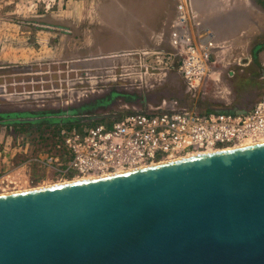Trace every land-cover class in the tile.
<instances>
[{
	"label": "rangeland",
	"instance_id": "obj_1",
	"mask_svg": "<svg viewBox=\"0 0 264 264\" xmlns=\"http://www.w3.org/2000/svg\"><path fill=\"white\" fill-rule=\"evenodd\" d=\"M178 1L0 0V193L74 179L66 171L68 154L56 139L70 120L20 128L13 122L26 117L15 112L61 111L47 120L82 115L85 104L111 89L120 91L104 108L107 118L84 117L67 127L83 131L97 123L109 125L114 115L134 108L219 110L230 108L234 92L252 98L261 94L264 33L248 24L258 23L264 0H186L204 25L214 30L213 21L220 31L219 37L214 30L221 47L215 68L221 76L212 73L196 88L179 74L177 60L167 59ZM225 13L230 14L227 24ZM228 69H242L243 76L229 80ZM226 79L233 83L230 90L221 89ZM127 93L137 96L126 101Z\"/></svg>",
	"mask_w": 264,
	"mask_h": 264
},
{
	"label": "water",
	"instance_id": "obj_2",
	"mask_svg": "<svg viewBox=\"0 0 264 264\" xmlns=\"http://www.w3.org/2000/svg\"><path fill=\"white\" fill-rule=\"evenodd\" d=\"M0 264H264V142L0 193Z\"/></svg>",
	"mask_w": 264,
	"mask_h": 264
},
{
	"label": "built area",
	"instance_id": "obj_3",
	"mask_svg": "<svg viewBox=\"0 0 264 264\" xmlns=\"http://www.w3.org/2000/svg\"><path fill=\"white\" fill-rule=\"evenodd\" d=\"M167 59L177 60V70L189 88L220 70L216 33L188 8L186 0L175 6ZM174 56V58H172ZM177 57V58H175ZM233 70L228 69L231 76ZM57 141L68 154L66 171L74 178L132 169L187 155L264 141V94L242 112H196L161 106L153 111L133 109L83 131L60 127Z\"/></svg>",
	"mask_w": 264,
	"mask_h": 264
},
{
	"label": "trees",
	"instance_id": "obj_4",
	"mask_svg": "<svg viewBox=\"0 0 264 264\" xmlns=\"http://www.w3.org/2000/svg\"><path fill=\"white\" fill-rule=\"evenodd\" d=\"M119 96L122 95L120 91L115 90V89H111L110 92H108L106 95L96 98L94 99L91 103L85 104L84 106H82L81 108H86V112L92 111L91 109H93L94 107H100V106H106L109 105L111 103V101L113 100L114 96ZM126 96V101H130L133 100L134 98H136L137 95L135 94H123ZM70 110H76L75 108H71ZM199 112L201 113H206V112H210V111H214V112H231V110L229 109H219V110H215V109H211V108H205V109H198ZM60 110H41V111H20V112H15L13 114L18 115V116H23V117H33V119L31 120H16L13 122V125L16 127H20L21 126H25V127H35L36 129H40L42 127H51L52 126V122L47 120V117L50 115H57L60 114ZM129 111H124V113H122L121 115L125 114V113H129ZM69 114H73L76 115L75 113H69ZM53 121H56L55 118L52 117ZM58 124V123H56ZM62 126L65 127H72L74 126V124L69 123H63Z\"/></svg>",
	"mask_w": 264,
	"mask_h": 264
},
{
	"label": "crops",
	"instance_id": "obj_5",
	"mask_svg": "<svg viewBox=\"0 0 264 264\" xmlns=\"http://www.w3.org/2000/svg\"><path fill=\"white\" fill-rule=\"evenodd\" d=\"M259 14H258V17H259V21L258 23L256 21H254L253 25L248 24V26L250 28H259L262 33H264V9H262V11H257ZM230 13H233L231 10H230ZM229 15L228 13H225L223 17H225V23H229L230 20H229ZM211 26L214 28V30L216 31V33L219 35L220 37V31H219V26L216 25V23H214L213 21L210 22ZM253 26V27H252ZM243 69H246V68H243ZM247 71V69H246ZM243 72L242 69L239 70V72L235 73L233 72V78L229 79V80H232L235 78V76H243V74L241 75V73ZM227 81H224L223 83H221V89L222 90H230V86L232 88V84L230 85L229 83V80L226 79ZM226 82V83H225ZM232 82V81H231ZM230 85V86H229ZM264 94V88H262L261 90V94L259 93L257 96L255 97H249V96H243V95H237L235 92H234V98L230 101V108H228L229 110H231V112H235V110H247L249 108L252 107V105ZM238 97V98H237ZM257 99V100H256Z\"/></svg>",
	"mask_w": 264,
	"mask_h": 264
},
{
	"label": "bare ground",
	"instance_id": "obj_6",
	"mask_svg": "<svg viewBox=\"0 0 264 264\" xmlns=\"http://www.w3.org/2000/svg\"><path fill=\"white\" fill-rule=\"evenodd\" d=\"M261 142H264V141H261ZM257 143H260V142H257ZM250 144H255V143H248V144H243V145H240V146H236V147H241V146H245V145H250ZM236 147H232V148H236ZM227 149H230V148H227ZM223 150H226V149H223ZM217 151H221V150H217ZM211 152H216V151H210V152H199V153H195V154H191V155H187V156H184V157H181V158H185V157H189V156H194V155H199V154H206V153H211ZM177 159H180V158H176V159H170V160H165V161H162V162H167V161H171V160H177ZM160 162H157V163H152V164H148V165H143V166H139V167H136V168H132V169H137V168H143V167H146V166H151V165H155V164H158ZM132 169H126V170H120V171H115V173H120V172H124V171H128V170H132ZM113 173H110V174H102V175H97L95 177L93 176H90L89 178H86V177H82L81 178H74V179H71L73 181H68V182H64V183H69V182H75V181H82V180H88V179H92V178H97V177H101V176H106V175H111ZM66 181V180H65ZM64 183H60V184H64ZM53 185H58V184H53ZM51 185V186H53ZM46 187H49V186H46ZM34 188H38V187H34ZM40 188H43V187H40ZM28 189H33V188H28ZM39 189V188H38ZM24 190H27V189H24ZM21 191V190H19Z\"/></svg>",
	"mask_w": 264,
	"mask_h": 264
}]
</instances>
